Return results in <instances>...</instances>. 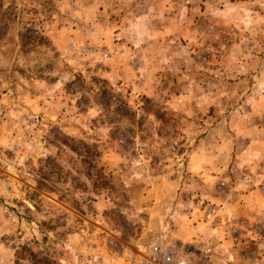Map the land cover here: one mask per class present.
Wrapping results in <instances>:
<instances>
[{"label":"rangeland","instance_id":"374dc122","mask_svg":"<svg viewBox=\"0 0 264 264\" xmlns=\"http://www.w3.org/2000/svg\"><path fill=\"white\" fill-rule=\"evenodd\" d=\"M255 2L0 0V264H136L155 243L218 264L176 237L196 225L178 210L228 227L222 201L257 177L231 129L241 52L264 51ZM210 144L233 154L190 171ZM260 212L230 231L237 259L264 260Z\"/></svg>","mask_w":264,"mask_h":264},{"label":"crops","instance_id":"0c3cea01","mask_svg":"<svg viewBox=\"0 0 264 264\" xmlns=\"http://www.w3.org/2000/svg\"><path fill=\"white\" fill-rule=\"evenodd\" d=\"M240 10L246 12L245 15L248 14V19H244V21H249V23L253 24V27L257 29L256 36H259L261 28L264 30V5L255 2L253 7H251V12L249 5L240 7ZM250 51H253V53ZM241 53V58L246 59L245 63H251L250 68L243 67L244 72L252 71L254 72V76L252 77V81L248 78L247 83L245 82L246 77H242L236 83L238 88L241 86L240 90L250 91L251 95L242 102L241 106H238L240 108L236 110L238 116L232 118L231 129L237 139L244 141L243 148L237 152L238 163L236 166L245 171L257 172V177L249 178L244 176L243 186L251 183L249 194H244L241 197L230 195L222 201L221 213H224L222 223H226L225 220L229 221L228 227H223L221 224L215 228L211 225H201L203 221L200 218L201 222H199L198 216L194 215L196 211L194 208V213H191V210L188 211L190 214L178 210L180 219L189 215V222L192 224L193 221H196V225H191L193 231L191 234L184 235L181 231H178L179 233L176 234V237L183 243L196 245L197 247L199 245L200 249L204 252L214 251L215 255L209 258V261H216L218 264L264 263V260L258 259L259 257L253 260L250 257L245 258L242 256L237 259L235 251L239 248L234 244L235 238L230 235V231L234 229V226H243L244 222L247 223L246 219L249 220V223H252L258 218L257 214L261 213L260 210L264 208V198L258 195V189H253L257 187L258 183L264 181V51L247 50ZM230 137L233 141L232 134H230ZM214 147L215 145H211L209 148L208 145L207 147H198L192 150L189 160L190 171L207 170L210 167L216 166L218 161H223L225 158L227 161L230 155L233 154L232 145L230 150H226L222 154L217 152L218 150H215ZM254 198H256V201ZM183 213L184 216H181ZM220 228L223 229L219 230ZM256 246L257 254H264L263 244L258 243ZM202 262L203 264H209L205 259H202Z\"/></svg>","mask_w":264,"mask_h":264},{"label":"built area","instance_id":"2783aa9c","mask_svg":"<svg viewBox=\"0 0 264 264\" xmlns=\"http://www.w3.org/2000/svg\"><path fill=\"white\" fill-rule=\"evenodd\" d=\"M188 253L175 243L152 244L136 264H191Z\"/></svg>","mask_w":264,"mask_h":264}]
</instances>
